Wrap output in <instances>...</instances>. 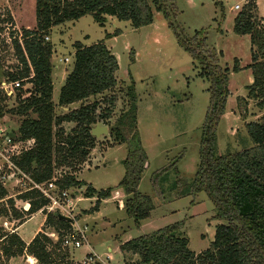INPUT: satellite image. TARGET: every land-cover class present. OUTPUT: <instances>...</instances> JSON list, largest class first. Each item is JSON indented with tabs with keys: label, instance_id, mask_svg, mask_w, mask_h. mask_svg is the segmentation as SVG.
I'll list each match as a JSON object with an SVG mask.
<instances>
[{
	"label": "trees",
	"instance_id": "16d2710c",
	"mask_svg": "<svg viewBox=\"0 0 264 264\" xmlns=\"http://www.w3.org/2000/svg\"><path fill=\"white\" fill-rule=\"evenodd\" d=\"M166 1L172 0H35V29L23 30L20 38L11 42L19 68L16 73L8 74L11 83L31 86L29 98L16 103L13 114L26 116L11 141H33V145L10 161L32 182H48L56 178L54 172L57 169H75L86 162L96 142L91 130L101 124L116 144L126 145V158L122 162L124 175L118 184L126 197L123 205L126 215L136 226L149 218L154 209L151 198L138 191L147 167V156L137 130L134 81L130 77L126 89L127 110L109 127L116 96L106 93L117 85V59L102 41L87 47L77 42L72 68L59 90L57 106H79L55 116L50 63L52 45L45 38L51 29L76 22L85 15L91 16L99 27L104 26L107 18H114L118 22H128L136 30L150 26L154 12L161 13L177 45L196 64L198 76L210 84L196 172L190 183L185 184L178 177L172 188L180 198L195 197L204 192L214 206L215 219L224 223L215 227L213 241L199 254L189 250L188 240L181 234L182 223L129 240L120 246V252L136 258V262L125 264H264V24L251 0H245L233 19V33L249 37L251 63L244 69L251 71L252 83L246 87L247 99L263 113L259 121L245 125L251 147L217 155L215 128L224 114L229 95V71L219 66L221 53L206 44L202 32L189 37L176 25L172 3L167 6ZM240 71L238 61L234 59L231 72ZM104 94L101 100L86 103L88 99ZM5 98L0 99V116L6 113L2 105ZM63 124H73L74 128L65 134ZM55 128H58L56 132ZM6 137L10 139V136ZM178 160L152 175L150 182L154 190L159 189L160 181ZM56 184L61 190L85 187L84 197L95 198L94 206L84 212L87 215L97 212L101 202L112 193L111 189L96 191L77 181L72 174L59 176ZM7 196L8 192L0 182V200ZM18 199L30 202L31 213L46 205L32 191L23 193ZM13 205L12 199L0 204V217L22 218ZM43 228L55 232L57 240L47 237L46 232H39L26 245L17 234L5 236L0 229V264H9L10 259L22 255L32 257L36 264H72L68 250L61 247L62 238L71 230L68 221L48 215Z\"/></svg>",
	"mask_w": 264,
	"mask_h": 264
},
{
	"label": "rangeland",
	"instance_id": "374dc122",
	"mask_svg": "<svg viewBox=\"0 0 264 264\" xmlns=\"http://www.w3.org/2000/svg\"><path fill=\"white\" fill-rule=\"evenodd\" d=\"M251 1L256 5L257 14L264 24V0ZM170 3L176 25L189 37L202 32L206 44L221 53L219 66L229 71V95L224 114L215 128L217 155L251 147L245 125L259 121L263 112L255 107L252 100L247 99L246 87L252 83L251 71L244 69L251 63L249 37L235 35L232 31L233 19L246 1H166L167 6ZM236 5L239 9L235 11ZM34 7L35 0H0V99L8 97L2 103L6 113L0 116V150L7 148L3 144V137L10 136L11 140L12 136H16L26 116L13 114L16 103L31 95L30 85L20 87L17 83H11L8 74L16 73L19 68L11 42L15 38L19 39L23 30L35 29ZM46 37L45 41L52 45L50 63L55 116L79 106H57L59 90L72 68L74 44L77 42L87 47L102 41L117 59V85L114 90L106 93L116 96L109 127L127 110L126 89L130 77L134 81L137 130L148 165L142 174L138 191L150 197L154 206L149 218L141 221L139 226L126 215L123 209L126 197L118 187L124 175L122 162L126 158V145L116 144L108 133L97 136L94 148L82 166L75 169L64 167L54 172L56 178L72 174L77 181L96 191L112 190L111 197L101 202L98 211L87 215L84 212L94 206L95 198L84 197L85 187L73 188L75 201L79 199L74 213L78 225L86 227L87 242L79 249H67L72 264L136 262L135 257L121 254L119 248L122 244L176 223L183 224L181 234L188 240L190 251L195 254L205 251L213 241L215 227L224 222L215 219L214 206L204 192L195 197L180 198L172 186L178 177L185 184L190 183L196 172L210 84L198 76L196 64L177 45L162 14L154 12L153 23L136 30L128 22H118L114 18H107L104 26L99 27L91 16L85 15L76 22L51 29ZM234 59L241 68L236 74L231 72ZM106 94L90 98L86 103L101 100ZM61 127L67 134L74 125L63 124ZM57 130L55 128L54 132ZM178 158L174 167L160 181L159 189L154 190L150 182L152 175L167 168ZM7 173V164L0 157V177ZM1 182L8 196L23 192V184L3 179ZM45 219L42 214H35L20 226L16 234L24 242L30 241L41 231ZM3 221L0 220V226L5 229ZM42 232L49 233L51 230L43 228ZM90 254L96 257H87ZM8 263L36 264L25 255L12 258Z\"/></svg>",
	"mask_w": 264,
	"mask_h": 264
},
{
	"label": "built area",
	"instance_id": "2783aa9c",
	"mask_svg": "<svg viewBox=\"0 0 264 264\" xmlns=\"http://www.w3.org/2000/svg\"><path fill=\"white\" fill-rule=\"evenodd\" d=\"M239 6L236 5L234 7V10H238ZM67 61V60H65ZM4 143L7 148L0 150V157L5 161L7 164V171L8 173L6 175L0 177L1 179L6 181H13L17 184H23L22 187L24 189L23 192H17L15 196H7L4 199L0 200V204L6 203L8 199H12L14 202V209L18 211L22 218L20 219H14L11 216L9 218H1L3 219V227L5 229H2L3 234L11 235L16 234L17 229L25 223L27 220L32 218L35 214L39 213L46 218L48 215H54V216H61L66 219H68V223L70 225V232L65 235L62 238L61 247L63 249H79L83 246V244H86V227H80L78 225V220L76 219V215L74 213L76 209V202H79V199L74 198V191L73 189H67V190H61L56 184V178H53L52 180L45 182V183H34L32 182L26 175L19 172L11 163L10 159L12 157H16L22 152L28 151L32 145L33 141H26V142H14L7 137H3ZM3 186V184H2ZM32 191L35 194L38 195V197L42 198L46 205L42 207L40 210H38L36 213H31V204L29 201L18 199V196L22 195L25 192ZM5 208L8 209V206L5 205ZM9 213V212H8ZM10 215V213H9ZM24 221L21 225H19L20 222ZM16 224V226H14ZM9 225V227H8ZM47 237H49L52 240H57V235L55 232L51 231L49 233H44ZM96 257L91 254V257ZM28 259L29 257L26 256ZM33 262L36 263V261L30 257Z\"/></svg>",
	"mask_w": 264,
	"mask_h": 264
},
{
	"label": "water",
	"instance_id": "95a60500",
	"mask_svg": "<svg viewBox=\"0 0 264 264\" xmlns=\"http://www.w3.org/2000/svg\"><path fill=\"white\" fill-rule=\"evenodd\" d=\"M107 133H108L107 128L100 127L98 124L91 130V135L95 138L100 134H107ZM58 218L68 221V219L61 216H58Z\"/></svg>",
	"mask_w": 264,
	"mask_h": 264
},
{
	"label": "crops",
	"instance_id": "0c3cea01",
	"mask_svg": "<svg viewBox=\"0 0 264 264\" xmlns=\"http://www.w3.org/2000/svg\"><path fill=\"white\" fill-rule=\"evenodd\" d=\"M71 106H72V105H71ZM0 130H2V129H0ZM0 132H1V131H0ZM147 166H148V165H147ZM23 224H24V223H23ZM19 228H20V227H19ZM19 228H18V229H19ZM18 229H17V231H16L17 233H18ZM42 229H43V227H42ZM42 229H41V231H39V232H42ZM39 232H37V233H39ZM37 233H36V234H37ZM36 234H35V235H36ZM17 235H18V234H17ZM35 235H34V236H35ZM33 238H34V237H33ZM33 238H32V239H33ZM32 239H31V240H32ZM31 240H30V241H31ZM22 241H23V240H22ZM30 241H28V242H24V241H23V242L27 245Z\"/></svg>",
	"mask_w": 264,
	"mask_h": 264
},
{
	"label": "bare ground",
	"instance_id": "6f19581e",
	"mask_svg": "<svg viewBox=\"0 0 264 264\" xmlns=\"http://www.w3.org/2000/svg\"><path fill=\"white\" fill-rule=\"evenodd\" d=\"M29 261H30V262H33V261L31 260V258H30V257H29Z\"/></svg>",
	"mask_w": 264,
	"mask_h": 264
}]
</instances>
